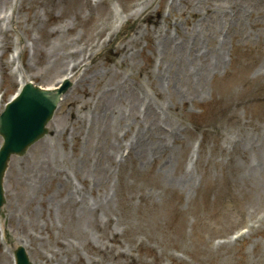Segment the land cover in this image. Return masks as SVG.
Instances as JSON below:
<instances>
[{
  "label": "rangeland",
  "instance_id": "1",
  "mask_svg": "<svg viewBox=\"0 0 264 264\" xmlns=\"http://www.w3.org/2000/svg\"><path fill=\"white\" fill-rule=\"evenodd\" d=\"M22 1L19 10L20 0H0V10L6 14L16 4L13 14L22 25L17 28L5 20L4 30L0 26V112L21 79L52 87L62 77L73 76L72 71L78 73V68H71L73 51L79 59L81 47L96 44L93 54L100 55L97 63L86 60L87 67L85 63L79 66L84 70L83 80L65 95L47 125V135L25 155L11 159L0 214V264H13L12 251L18 245L26 248L34 264H264V226L229 241L244 220L264 211V92L251 99L256 90H264V34L260 32L264 0H205L200 5L205 17L198 11L196 17L187 13L188 6L195 8L198 0H183L176 5L185 8V13L171 11L170 22L160 17L168 15L175 0H104L113 5L114 17L123 18L121 24L111 21L114 34L120 30L115 38L122 39L127 48L139 42L142 47L133 62L127 60L120 68H108L114 63L111 42L100 49L95 36L110 23L104 5H99L89 27L76 24L68 14L58 18L60 10L73 8L72 0H60L53 9L48 0H39L34 12L28 8L31 2ZM208 5L213 10L206 14ZM154 6L160 12L151 15ZM226 10L233 14L221 15ZM200 17L205 19L199 21ZM64 19L71 21L68 33L61 27ZM94 21L98 27L92 28ZM226 23L231 27L221 43L220 31ZM54 28L59 32L54 33ZM146 28L148 35L159 34L163 41L169 37L184 44L185 51L178 50L173 56L169 54L172 48L162 55L159 51L154 60L151 45L142 38L141 30ZM85 30L89 31L88 42L78 41L75 37ZM193 30L196 35L191 34ZM158 66L161 73L165 69L171 87L180 89L176 98L170 97L166 84L159 95L150 87L148 74L153 75ZM118 84L134 94L127 96L139 110L149 100L160 105V120L150 122L147 117L151 126L144 139L151 156L141 159L144 164L137 161L141 153L134 157L126 148L130 138L122 140L121 132L119 138L109 133L105 137L102 120L94 125L89 120L103 88ZM193 89L196 92L191 95ZM74 100L80 102L74 106L77 121L68 120V103ZM80 104L86 106L81 109ZM242 110H248V118ZM131 123L138 125L137 120ZM77 130L80 134L71 137L70 132ZM201 140L195 157L186 161L192 181L186 185L175 181L184 173L185 157ZM108 156L112 163L104 174ZM167 156L171 157L168 161ZM257 156L261 177L250 169ZM66 181L69 187L63 189ZM71 198L84 199L72 206ZM93 199H101L100 209L89 214V224L82 225L75 214L83 210L82 204L89 210ZM238 205L243 207L239 211ZM69 210L75 214L69 215ZM242 211L246 215L232 225Z\"/></svg>",
  "mask_w": 264,
  "mask_h": 264
},
{
  "label": "bare ground",
  "instance_id": "2",
  "mask_svg": "<svg viewBox=\"0 0 264 264\" xmlns=\"http://www.w3.org/2000/svg\"><path fill=\"white\" fill-rule=\"evenodd\" d=\"M48 1L49 2H47V3L49 5V7L51 9H53V8L58 6L59 3L57 4V2H59L60 0H48ZM72 1H73V8H66L67 10H60L59 13L57 14L58 18L59 19H60V17L64 18L65 15L68 14V15L73 17V19L76 21V24L87 25L89 27L92 26V21L94 19L93 17H95V13H96V10L98 9L99 5H104V16L107 17V20H109L110 23H108L106 26L102 27L98 32H96L95 36L101 42L100 43V46H101L100 49H104L106 47V42H108V41L111 42L112 53L114 54V63H111L108 67L120 68V67H122V65L124 66L126 64V61L131 56H132L131 61L135 58L134 55H135L136 50H139V51L141 50L139 43H137L133 47L127 48L126 44L123 42L122 39L115 38L119 34L120 30L114 34L115 31L112 30L111 21L114 20L115 22H118V24H121L123 21V18L114 17L115 15L111 11V9L113 8V5L106 4V2L104 0H96V1L72 0ZM28 2H31L30 6L28 7L29 10L34 12V8L36 7L37 4H39L40 1L39 0H28ZM204 3H205V1H204ZM204 3L201 5H204ZM21 4H22V0H20L19 4L17 5V6H19V10L21 8ZM115 4H117L119 6V4L116 1H115ZM174 10H180V8L174 7ZM189 10L191 11V7H189ZM84 11L87 12V15L83 13ZM121 12L124 13L123 8H122ZM220 17H221V15H220ZM217 18H218V16H217ZM6 19H11V22H13V24H16L17 28L22 27V25H20V23H19L17 16H15L14 14L11 13L10 15H7ZM207 21H208V18L205 20V23ZM30 22L33 23L34 21L30 18ZM68 23L71 24V21H67L65 19H64L63 23H61V27L63 29H65L67 31V33L71 29L70 26H68ZM133 25H134V22L130 24L131 27ZM94 27H98V25L95 24V21L93 23L92 28H94ZM13 28H14V26H13ZM54 29H56V30H53L54 33L59 32L58 28H54ZM88 34H89V31L85 30L82 32L81 36L78 34V37H75V38H77V40L80 42H82V41L88 42V40H86V37H88ZM112 34H114V36L110 40ZM191 34L196 35L197 33L195 30H193L191 32ZM105 36L108 37L106 40L103 39ZM145 37L148 38L149 43L151 45L150 46L151 53L156 54V55L159 53V51L161 52V55L166 54V52L169 50L170 45L172 44V41H173V39H171L169 37H165L164 41L159 40L158 38L151 36V35L147 36V34ZM95 46H97V45L95 44L94 46H91V47L88 45H85L84 47H81L79 51H81L82 54H81L79 59H77V57H75L76 54H78L77 51H73L71 53L72 54L71 57L73 58V60L75 62L72 64L71 68L77 69L82 63H85L86 60H90L93 63H97V59H99L100 52H94V54H93V48ZM184 49H185L184 45L175 46L174 51L184 50ZM191 50L192 49L189 48L190 54H191ZM87 65L85 67H87ZM130 66H131L130 68H133L134 64L130 63ZM164 72L162 71V73H160L159 68H158L157 71L153 75L148 74L149 85L152 89L155 90L156 94L159 95L161 93L160 87L163 84H166L167 87H169L170 97L176 98L177 95H180V89H178L177 87H173V88L171 87L170 83L168 82V78L165 77V75H164ZM116 73L117 72H114V74H116ZM75 77H76V75L73 77V80ZM65 78L71 79L69 77H65ZM128 90L129 89H127L125 85H119V84H118V86H116V88H112L110 86L103 88L101 98H98L96 100V104L94 106V109L92 111H90L91 118L89 120H90V122L93 123V125L96 122H97V124L100 123V119L102 120V124L104 125L103 134L105 137L109 133L111 136L113 135L116 138L121 137L122 140L124 138H130L131 143H130V145H128L129 151L133 153L134 157H135L136 153H141V156L139 158H137V161L141 164H144L145 162L142 163L141 159L147 158L148 155L151 156L149 148L147 147V141L144 139L145 132H148L149 127L151 126L147 122V117L149 116L151 118L150 122H155L157 120H160L161 111H160L159 107L156 104H153V102H151L150 100L146 104V108L144 110H139L135 100L133 102L132 98H128V96H127L128 92L130 94H132L131 97L134 96V94L130 90L129 91ZM195 92H196V90H194V92H192L191 95H193ZM84 93L87 94L88 92L85 91ZM189 94H190V91H189ZM120 102H122L121 108L119 107ZM125 102L127 103V108L123 109V105ZM79 103L80 102L78 100H74L73 102L68 103V105H70V110L68 112V120H74V121L78 120V115H77L76 111L74 110V106L76 104H79ZM85 106H86L85 104L79 105V107L81 109H83ZM130 108H132L131 114L129 112ZM138 112L143 113L145 115V118L142 119V117H139ZM131 120H137L138 121V125L134 126L135 128L137 127L136 130H133L134 127H132ZM157 125L162 126L161 122L157 123ZM159 128L162 129V127H159ZM166 130L168 131V127ZM53 132L56 133L57 131H53ZM89 132L90 131L88 128V130L85 132V134H89ZM120 132H121V134H119L120 136L118 137V133H120ZM159 133H162V132H160V130H159ZM79 134H80L79 130L70 132L71 137H77ZM122 140H121V142H119L120 146H122L121 145ZM150 149L152 150L153 148L151 147ZM166 158H167V161L171 159L170 156H167ZM84 159H88V161H89L90 157L88 155H86L84 157ZM112 160H114V159H112ZM257 160H258V156H257V158L253 159L252 162L250 163V169H252L259 177H261L262 170H263V169H261L262 163H257ZM106 161H107V166L104 165V167H103V173L104 174L106 173L105 169L109 166L110 163H112V161L110 162L109 156L107 157ZM176 169H178V167H176L175 170ZM160 170L162 171V169H160ZM174 180L180 181V183H183L184 185H186L187 183L189 184V182L192 181V175L188 174V169L185 168L184 173L175 177ZM68 187H69L68 181L63 182L62 188L65 189ZM71 197H73V196L71 195ZM70 201L71 202L69 205H72V206H74V205H76V203H78L77 200L72 199V198ZM94 201H95V203L92 205V207H90L89 210H87L86 206L82 204L83 210L82 209L78 210L77 215L72 210H69L68 214L73 216V213H74L77 218H81L82 220H80L78 222H81L82 225L85 223L89 224L88 219L91 218V216H89V214L90 213H96V211H98L100 209V206H101L100 205L101 199H96ZM41 206L46 208L47 205H46L45 200L41 201ZM83 229H84V227H83ZM84 234H85V232H84Z\"/></svg>",
  "mask_w": 264,
  "mask_h": 264
},
{
  "label": "water",
  "instance_id": "3",
  "mask_svg": "<svg viewBox=\"0 0 264 264\" xmlns=\"http://www.w3.org/2000/svg\"><path fill=\"white\" fill-rule=\"evenodd\" d=\"M69 87L65 80L61 87L43 90L32 83H25L19 95L8 103L0 115V207L2 206V182L8 161L12 155H23L26 149L45 132V125L52 117L60 95ZM16 264H31L23 247L14 251Z\"/></svg>",
  "mask_w": 264,
  "mask_h": 264
}]
</instances>
